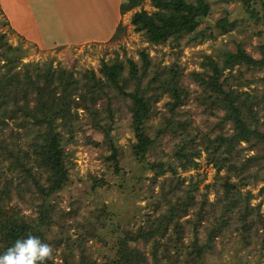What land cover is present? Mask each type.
Here are the masks:
<instances>
[{"label": "trees", "instance_id": "obj_1", "mask_svg": "<svg viewBox=\"0 0 264 264\" xmlns=\"http://www.w3.org/2000/svg\"><path fill=\"white\" fill-rule=\"evenodd\" d=\"M238 1L250 19L264 22V0ZM141 2L142 0H120L118 11L124 13ZM150 3L155 11L148 14L144 10H138L130 16L134 31L141 32L149 43L165 42L168 38L177 40L184 34H194L199 20L208 15L209 9L206 0H150ZM236 23V19L228 20L224 14L213 22V27L223 33L233 29ZM192 39H196L195 36ZM260 50L261 56L258 59H253L239 47L235 52H224L218 58L208 57L205 66L210 71L207 77L209 80L202 81L201 86L210 93L208 96L215 107L222 110L216 126H213L218 134L211 138L208 132L201 133L197 128L191 129L187 120L176 122L178 126L175 129L172 126L173 120L169 117L167 124L171 128L163 126L156 130V134L170 131L178 139L173 152L177 162L175 166L164 165L162 161H147L145 158L154 138L149 136L146 126L150 100L141 92L142 88L148 90L150 85L138 90L141 82L134 61L126 59L125 65L117 59L108 63L101 60L100 77L95 78L88 71L84 81L71 75L65 77L63 71L55 75L47 69L42 73L34 72L33 80H29L31 77L27 70L22 71L23 73L10 72L15 60L13 57H6L0 50V58L7 59L0 64V68H4L0 75V164L2 160L6 161L5 172L0 168V253L6 251L16 239L26 238L28 234L38 236L46 242L44 234L50 231L52 224L58 223L51 216L54 208L48 198L62 188L68 176L64 164L66 154L60 143V131L56 130L57 124L67 129L69 137L77 119L83 120L82 123L78 122L79 125L89 124L91 128L95 127L103 132L102 143L111 150L107 159L112 162L113 169L117 170L118 151L108 135L112 130L113 109L109 104L105 108H96V90L103 93L101 95L107 101L108 93L121 95L129 100L126 108L134 138L131 143L132 155L143 169L152 172L148 178L151 184L158 185V197L152 201L156 215L146 214L141 224L130 229L112 222V256L104 264H195L206 250L212 249L213 240L226 232H240V238L245 243L249 241L252 247L262 245L264 209L260 210V203L250 205V191H246L244 195L240 192V188L249 184L264 182V129H259L264 126V122H259L256 107L262 106L259 104L261 99L230 85L222 89L223 82H218L220 76L226 77L223 75L225 69H232L233 65L263 68L262 46ZM139 54L146 65L147 53ZM230 72L231 70L227 71L228 74ZM150 81H154V78ZM131 87L133 89L127 91ZM171 96L179 101V93L175 88ZM175 106L177 105H171ZM78 109L85 112V117H79ZM6 119L12 120L14 129L7 125ZM29 120L37 128H28ZM224 123H230V131L224 128ZM30 130L33 135L27 148L22 149L19 140L22 134L25 136ZM3 132L10 140L6 139ZM242 143L246 146H241ZM202 151L206 162L215 171V180L203 183L202 191L198 192L202 176L197 173L194 176H180L176 167L181 171L195 168L198 165L196 159ZM246 151L253 153L246 154ZM165 169L169 175L157 180L156 177L162 175ZM220 172L222 173L219 174ZM149 189L151 191L152 187ZM210 190L213 192L212 200L207 198ZM35 193L39 195L40 202L35 205L36 216L32 219L22 217L14 206L8 205L11 194L24 200L27 194ZM258 193L264 200V183L259 187ZM188 212V217L180 220ZM105 216L107 215L103 212L96 215L100 227L106 225L101 221ZM86 227L91 237H100L94 225ZM187 227L191 229L193 239L184 244L181 239ZM198 227L204 231L202 243L196 237ZM59 232L57 243L67 246V251L61 253L62 264H94L87 260L85 250L79 243L72 241L63 226ZM252 237L257 239H248ZM138 241L149 247L151 263L142 249L129 244ZM75 245L79 247L76 261L70 260L71 249ZM49 264L58 263L54 261Z\"/></svg>", "mask_w": 264, "mask_h": 264}, {"label": "rangeland", "instance_id": "obj_2", "mask_svg": "<svg viewBox=\"0 0 264 264\" xmlns=\"http://www.w3.org/2000/svg\"><path fill=\"white\" fill-rule=\"evenodd\" d=\"M206 1L209 4L208 15L199 20L194 34H184L177 40L168 38L160 43L147 42L144 35L134 31L130 23V16L134 11L144 10L149 14L156 10L150 0H142L141 4L124 13L118 12L116 0H94L93 2L73 0L72 11L79 12L80 15L87 11L86 7L89 6L99 18L105 13L106 19L116 16L118 29L115 26L114 31L112 29L109 34L99 39H87L78 43L55 41L51 44L43 43L45 40L41 38L36 43L32 36L29 37L14 28L11 23L16 16L12 15L14 11L9 10V3L1 4L0 50L6 57H13L15 60L14 68L10 72L23 73L22 71L27 70L31 77L28 78L29 80H33L34 72L42 73L47 69L50 72L53 71L55 75L63 71L65 77L71 75L73 78L84 81L88 76V71L95 78L100 77L101 60L108 63L117 59L125 65L126 59L134 61L141 82L138 90L147 84L150 85L148 90L142 88L141 92L150 100V114L146 126L149 129V136L154 138L153 145L149 148L145 158L147 161H162L164 165L175 166L177 162L173 152L175 145L179 142L178 139L170 131L156 134V130L163 126L170 127L167 124L169 117L173 120L172 126L175 129L178 126L176 122L187 120L191 124V129L197 128L201 133L208 132L211 138L218 134L213 126H216L222 110L215 107L216 105L208 96L210 93L201 86L202 81L209 80L207 77L210 71L205 66L208 57L218 58L222 53L235 52L239 47L253 59H258L261 56L260 46L264 49V22H254L250 19L238 0ZM30 5L35 13L40 9L50 12L60 7L54 0H30ZM115 12L118 14L115 15ZM224 14L228 20L236 19L237 23L233 29L221 33L213 27V22ZM98 22L99 32L108 29V25L102 18ZM42 26L47 27V25ZM53 31L61 30L58 28ZM66 33L68 32L63 35ZM192 36L196 39H192ZM140 52L147 53L146 65ZM4 60L7 59L0 58V64L4 63ZM228 70H231L230 74L227 73ZM3 71L4 68L1 67L0 75ZM223 75L226 77L220 76L218 79V82H223L222 89L230 85L240 91L255 94L261 99L259 104L262 106L257 105L256 107L259 122H264V67L258 69L257 66L249 68L245 65L240 67L233 65L232 69H225ZM151 78H154V81H150ZM173 88L179 93L178 102L171 96ZM132 89L133 87L127 91ZM96 93L98 94L96 108H105V105L109 104V107L113 109L112 130L108 135L111 136L112 145L118 151L117 170L113 169L112 162L107 159L111 150L102 143L103 132L96 130L95 127L91 128L89 124L79 125L78 122L82 123L83 120L77 119L73 123V132L69 137L67 129L57 124L56 130L60 131V143L66 154L64 164L68 178L62 188L48 198L54 208L51 216L57 219L58 223L52 224L49 227L50 231L44 236L47 243L52 244L53 247L56 246L54 261L58 264H62L61 253L64 254L67 251L64 243H57L62 226L67 230V235L72 238V241L79 243L85 250L87 260L94 264H104L105 260L112 256L110 248L114 237L110 231L112 222L130 229L141 224L146 214L156 215L152 201L158 197V185L151 184L148 178L152 172L143 169L135 161L131 152V143L134 138L129 125L130 115L126 108L129 100L121 95L108 93L109 100L107 101L105 96L101 95L103 93L98 90ZM171 105L177 106L171 107ZM77 112L79 117H85V112L81 109ZM6 123L14 129L11 119H6ZM27 125L31 129L37 128L31 124L30 120ZM100 125L103 124L100 123ZM223 125L230 131V123ZM259 129L262 131L264 126H260ZM2 134L10 140L5 132ZM23 135L19 140V145L22 149H26L33 131H27L26 135ZM93 142H99V144ZM241 146L246 145L242 143ZM245 153L251 154L253 151ZM196 161L198 165L193 169L181 171L177 166L176 170L178 175L184 177L191 174L194 176L196 173L201 175L202 181L198 184V192H200L203 183L215 180V171L206 162L203 151ZM5 162L2 160L0 164V168L4 169L3 172H5ZM164 171L162 175L156 177L157 180L169 175L166 169ZM232 180L235 181V178ZM263 183L258 182L240 188L241 195H244L246 191L251 192L250 205L260 203L261 211L264 209V200L258 190ZM207 198L213 199L212 190L208 192ZM39 202L40 197L37 193L27 194L24 200L11 194L8 205L14 206L22 217L32 219L36 216L35 205ZM102 212L107 215L101 218V221L106 224L104 227H100L96 218V215ZM235 212L234 210L233 213ZM64 213L67 214L63 215ZM188 214L189 212L180 217V220L188 217ZM90 223L96 227L100 237H91L88 234L86 226L91 225ZM197 229L196 237L202 243L204 231L201 227ZM240 237V232L238 234L226 232L218 235L212 242V249L206 250L195 264H264V242L256 248V245L252 247L249 241L245 243ZM192 239L191 229L187 227L181 242L188 244ZM248 239L253 241L257 238ZM129 244L142 249L148 262H152L149 247L142 245L140 241ZM78 248L75 245L71 249L70 260H78Z\"/></svg>", "mask_w": 264, "mask_h": 264}, {"label": "crops", "instance_id": "obj_3", "mask_svg": "<svg viewBox=\"0 0 264 264\" xmlns=\"http://www.w3.org/2000/svg\"><path fill=\"white\" fill-rule=\"evenodd\" d=\"M60 7L55 9V11L46 12L40 9L39 12L35 13L31 9L30 0H0V5H5L9 3V10L14 11L13 16L15 19L11 21L18 31L25 33L29 37L38 43V39L45 40L43 43L51 44L55 41H66L72 43H78L85 41L87 39H99L106 34H109L112 29L116 26V16H110L106 19V13L102 10L99 12L105 13L101 17L103 21L108 25L107 30L99 32L97 27H99L97 13L91 11V7L87 6V11L83 12L82 15L79 12L72 11L73 0H54ZM89 2V0H86ZM94 0H90L93 2ZM96 2V1H95ZM118 6L120 0H116ZM95 7V6H94ZM16 9V11H15ZM119 12V11H118ZM108 13V12H107ZM118 13L115 12V15ZM42 25H47L43 28ZM60 28L61 31L56 32ZM51 29V30H50ZM43 31V32H41ZM52 31V32H51ZM65 32V35H63ZM73 33V34H72Z\"/></svg>", "mask_w": 264, "mask_h": 264}, {"label": "clouds", "instance_id": "obj_4", "mask_svg": "<svg viewBox=\"0 0 264 264\" xmlns=\"http://www.w3.org/2000/svg\"><path fill=\"white\" fill-rule=\"evenodd\" d=\"M54 262V247L40 237L28 234L18 238L0 253V264H49Z\"/></svg>", "mask_w": 264, "mask_h": 264}]
</instances>
